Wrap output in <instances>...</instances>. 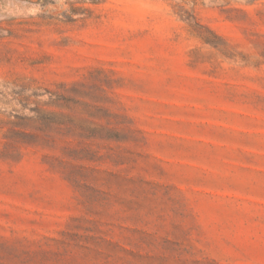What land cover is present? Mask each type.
I'll return each instance as SVG.
<instances>
[{"label": "rangeland", "instance_id": "rangeland-1", "mask_svg": "<svg viewBox=\"0 0 264 264\" xmlns=\"http://www.w3.org/2000/svg\"><path fill=\"white\" fill-rule=\"evenodd\" d=\"M0 264H264V0H0Z\"/></svg>", "mask_w": 264, "mask_h": 264}]
</instances>
